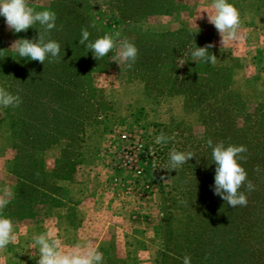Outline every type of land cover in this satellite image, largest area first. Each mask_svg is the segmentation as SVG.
<instances>
[{
	"label": "rangeland",
	"instance_id": "374dc122",
	"mask_svg": "<svg viewBox=\"0 0 264 264\" xmlns=\"http://www.w3.org/2000/svg\"><path fill=\"white\" fill-rule=\"evenodd\" d=\"M229 2L241 12L243 40L221 49V37L203 13L212 11V0H29L36 11L57 14L56 27L46 36L54 33L69 58L75 40L88 28L90 41L118 31L121 40L138 45L182 32L163 42L168 40L180 50L172 53L175 65L159 72L170 80L183 76L185 64L179 67L177 60L189 48L214 43L209 51L218 59L215 65L191 61L204 79L202 87L186 78L177 86L186 93L177 95L162 78L150 82L141 67L136 72L126 63L111 61L112 53L97 60L85 49L92 57L86 58L81 75L73 65H65L68 79L75 75L82 101H54L66 112L56 120L60 137L32 157L42 178L30 172L24 175L25 183L42 186L48 193L37 189L5 210L16 225L17 240L0 251V264H36L39 253L32 238L49 229L66 248L90 242L103 253L102 264H180L185 255L195 262L202 256L197 254L201 248L220 252L224 246L248 264L264 261V0ZM39 32H45L39 24L27 32L9 31L0 16V50L29 64L28 72L42 68V63L20 58L10 49L13 41L36 38ZM169 53L158 52L162 57ZM1 63L0 56V86L7 90L13 80L18 82V72ZM28 72V88L35 87L30 83L38 78ZM145 80L155 86L154 91L145 88ZM14 109L0 106L7 119ZM32 110L27 108L25 116L32 119ZM49 114L44 124L50 122ZM24 123L19 130L35 137L38 127L32 121ZM161 132L171 139L157 145L155 138ZM10 137L14 144L11 128ZM209 139L213 146L222 142L247 147L242 154L246 161L241 163L254 190L246 192V207H230L214 194L216 165ZM173 149L192 151L195 157L171 170ZM46 158H55L53 172V167H45ZM23 161L27 165L31 159ZM9 179L16 182L13 176ZM34 194L39 196L29 213L28 197Z\"/></svg>",
	"mask_w": 264,
	"mask_h": 264
},
{
	"label": "clouds",
	"instance_id": "9594fccd",
	"mask_svg": "<svg viewBox=\"0 0 264 264\" xmlns=\"http://www.w3.org/2000/svg\"><path fill=\"white\" fill-rule=\"evenodd\" d=\"M212 11L207 12L208 23L212 24L221 39V49L230 42L243 40L240 32L242 26L241 12L229 0H212ZM202 13V14H203ZM202 14L199 16L202 17ZM0 16L5 18L9 31L15 33L27 32L29 28L39 24L45 28V32H39V36L33 39L21 38L12 42L10 49L18 54L20 58H27L45 64L46 59H55L61 51V44L55 40L46 38V33L56 27L57 16L54 11H36L30 6L29 0H0ZM95 27V25H91ZM91 33L88 28L81 31L80 45H85L93 53V58L101 60L111 55V61L127 64L131 68L138 58L137 46L127 39H120V32L106 33L103 36L90 41ZM214 43H208L203 47H195L178 57L177 63L182 67L188 62L187 57L191 56V61H204L215 65L217 56L209 51L214 48ZM51 62V61H50ZM20 96L14 95L6 88L0 86V106L18 107L21 103ZM151 134V130H149ZM171 137L163 132L155 138L157 145L166 143ZM208 145L212 147V160L216 165L214 185L211 186L215 195L221 197L230 207H246L249 203L246 192L254 190V185L248 180V174L242 166L241 161H246L247 152L244 145H228L217 143L213 146V141L208 140ZM149 154L155 157V153L149 150ZM195 157L192 151H177L173 149L169 153V167L171 170H178L180 166ZM153 168H157V163L153 159ZM245 189L242 191L241 189ZM10 189L5 186L0 188V251H3L9 244L17 240L15 231L16 225L10 217L2 214L10 203ZM32 247L38 250V260L36 264H102L103 253L94 247L90 242L77 243L71 248H66L62 240L57 238L52 229L39 235L33 236ZM183 264H191V256L183 257Z\"/></svg>",
	"mask_w": 264,
	"mask_h": 264
},
{
	"label": "trees",
	"instance_id": "16d2710c",
	"mask_svg": "<svg viewBox=\"0 0 264 264\" xmlns=\"http://www.w3.org/2000/svg\"><path fill=\"white\" fill-rule=\"evenodd\" d=\"M60 32H62L61 29ZM50 33L47 34L48 36H46V38L55 40V34ZM179 34L181 35L183 33L177 32L175 34H169L168 36H161L160 39L144 41L139 45L135 42V45L138 48V58L135 64L132 66L133 70H135L136 72L139 71V67L144 69L148 77L152 79L150 82L158 81L161 78L162 80L169 82L171 84L170 91H172L173 95L186 93L185 89L182 90L181 88L177 87L179 81H183L186 78H190L196 80V82H199L196 84L198 87H202L201 83L204 80L201 78L200 75H197L198 65L191 63L190 55L187 58L188 62L185 63L183 70L180 71L183 76H177L173 80H170V78L167 77L164 78L159 76V72H164L165 67L175 65V59L174 56H172V53L175 51H177L178 53L180 52L178 46L169 43L168 40L164 44L163 42L169 36L175 39L176 36H178ZM189 37H191V40L193 39L192 34H189ZM58 40L60 39L58 38ZM79 40L80 39L77 38V40H75L74 42L75 51L70 54L71 58L64 54L67 49L64 48L65 46L63 45L62 48L64 52L60 51L58 57H56L55 59L49 57L48 59H46L45 64H43L42 68H32V71L29 72V64L27 65V63L24 61H14L15 54L9 50H0V56L2 57L1 65H6L7 67L9 66L12 71L18 72V82L17 80L16 82H14L15 80H13V82H11L10 84V88L7 90L14 95L18 94L22 101L20 105L16 107V109H14L15 111L13 113V116L11 114L8 115L11 133L14 139L13 148H15L16 150V156L11 162H9L7 170L8 173L15 177L16 187L12 201H10L9 205L5 209H3L2 214L4 216L7 215L5 213V210L9 209L12 204H17L21 202L22 196L32 194V191H35L37 189L40 192H43V194L46 193L42 186H37L34 183H25L27 181L25 180L24 175L25 172H30L35 174V176H37L39 179L42 178L43 172L40 167L38 170H36L35 165L37 163H35V161L33 160L34 158L32 159V157L35 156L37 153L49 148L50 145L60 137V130L58 129V122L56 120L58 117H60L66 112L62 107L60 108L59 106H56L55 102H61L62 99L67 100L69 98H77L78 100L82 101V99L80 98L82 92H79L77 89L79 84L73 82L75 78L74 73H71V77H73L71 79H68V71L65 69V65L69 64L70 67L71 65H73L77 68L76 72L78 73V75H81V68L82 66L84 67L86 63V58L92 57V53L85 51L87 47L85 45H80ZM190 49L191 48H189V50ZM159 51H170L171 53L165 55V57H162L160 54H158ZM139 56H143L144 58L139 59ZM26 72H28V74L31 76H37L38 79L34 81V83L32 82V84L30 83V86L35 85V87L32 86L31 88H28L29 83L25 80ZM42 76H44L45 78H42ZM68 80H72V82L69 83ZM148 81L149 80H145V88L154 91L155 86L151 85ZM260 106L261 105H259V108ZM27 108L33 109L32 111L34 112V117H32V119H30L27 115L25 116ZM46 112L50 113V122L44 124L42 121L43 119H46ZM27 121H32V123L38 127V129L36 130L37 133L35 137L28 136V134H26L23 130H19L18 126L24 125V122ZM44 142H46L47 144H44ZM25 158L31 159L30 163L27 165L22 164ZM25 167L27 169H25ZM55 174H57L56 171ZM56 177H58L59 179L62 178V176L59 177V175H56ZM38 194H34L28 197V201H30L27 205L29 207H27L29 213L32 210L31 205L33 201L39 196ZM26 216L30 217L31 214H27ZM201 244L205 243L201 242ZM200 253L202 255L200 256V259L195 262L191 261V264H248L242 258L235 257V254H233V252L231 251V249L228 248V246H224L220 252H214L213 250H204V248H201L197 251V254ZM251 263L264 264V261L253 260L251 261ZM180 264H183V262Z\"/></svg>",
	"mask_w": 264,
	"mask_h": 264
},
{
	"label": "crops",
	"instance_id": "0c3cea01",
	"mask_svg": "<svg viewBox=\"0 0 264 264\" xmlns=\"http://www.w3.org/2000/svg\"><path fill=\"white\" fill-rule=\"evenodd\" d=\"M13 159H14V150L10 137V122L8 121L4 111L0 110V188L7 186L10 189L12 194L10 197V201L14 197L16 182L14 180L9 179V177H11L12 175L8 173L7 166L9 162H11ZM54 159L55 158H52V160L49 161L46 158L45 160L46 161L45 167L46 168L48 167V169L50 168L52 169L53 167L52 172L54 170V163H55ZM7 180L8 181L11 180L10 183ZM47 198L50 201V205H52L51 198L50 197ZM71 229L74 228L71 227Z\"/></svg>",
	"mask_w": 264,
	"mask_h": 264
},
{
	"label": "built area",
	"instance_id": "2783aa9c",
	"mask_svg": "<svg viewBox=\"0 0 264 264\" xmlns=\"http://www.w3.org/2000/svg\"><path fill=\"white\" fill-rule=\"evenodd\" d=\"M138 173H140V172H138Z\"/></svg>",
	"mask_w": 264,
	"mask_h": 264
}]
</instances>
